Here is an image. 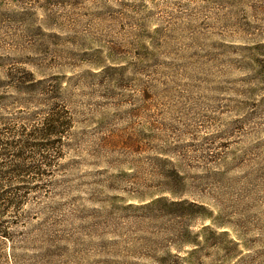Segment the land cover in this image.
<instances>
[{"label":"rangeland","instance_id":"374dc122","mask_svg":"<svg viewBox=\"0 0 264 264\" xmlns=\"http://www.w3.org/2000/svg\"><path fill=\"white\" fill-rule=\"evenodd\" d=\"M1 97L67 126L0 264H264V0H0Z\"/></svg>","mask_w":264,"mask_h":264},{"label":"trees","instance_id":"16d2710c","mask_svg":"<svg viewBox=\"0 0 264 264\" xmlns=\"http://www.w3.org/2000/svg\"><path fill=\"white\" fill-rule=\"evenodd\" d=\"M6 78L8 83L13 82L12 89L17 94L28 90L25 86L35 84L33 75L25 71L11 72ZM0 101L5 100L1 97ZM0 112H6V109L0 107ZM2 118L0 122L5 120ZM66 126L52 105L50 114L41 127L32 128L28 132L20 127L18 131L21 133H13L15 129L5 124L0 127V237L5 241L13 239L12 234L20 224L27 204V185L41 182L55 162V155L51 152H56L57 143L61 141ZM169 186L167 193L178 200L171 203L172 206L187 204L189 208L198 207L196 204L180 201L181 189L177 185ZM34 190L36 192V187ZM161 201L162 199H157L154 203Z\"/></svg>","mask_w":264,"mask_h":264}]
</instances>
